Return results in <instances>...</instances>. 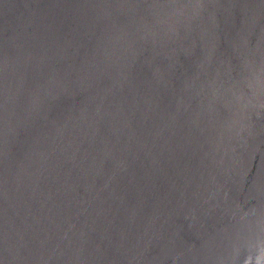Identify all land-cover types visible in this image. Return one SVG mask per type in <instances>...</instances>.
Returning a JSON list of instances; mask_svg holds the SVG:
<instances>
[{"label":"water","instance_id":"obj_1","mask_svg":"<svg viewBox=\"0 0 264 264\" xmlns=\"http://www.w3.org/2000/svg\"><path fill=\"white\" fill-rule=\"evenodd\" d=\"M0 264H264V0H0Z\"/></svg>","mask_w":264,"mask_h":264}]
</instances>
